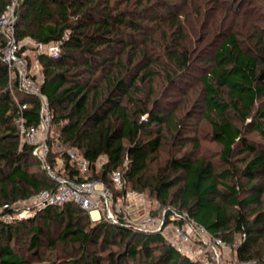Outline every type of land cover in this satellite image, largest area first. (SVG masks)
<instances>
[{"label": "trees", "instance_id": "16d2710c", "mask_svg": "<svg viewBox=\"0 0 264 264\" xmlns=\"http://www.w3.org/2000/svg\"><path fill=\"white\" fill-rule=\"evenodd\" d=\"M231 1L18 0L15 35L60 41L57 55L34 56L50 124L62 142L90 162L105 156L90 173H81L66 157L58 170L78 180L101 179L113 188L110 175L119 170L120 193L129 189L151 196L167 211L166 222L180 225L168 215L184 212L225 241L238 232L243 236L239 258L257 257L254 264H264V142L249 137L255 132L264 139V23L239 28L232 18L240 7ZM9 2L0 0V14ZM192 15L201 23L193 25ZM206 38L214 42L199 77L201 116L220 144V167L200 155L199 139L185 134V118L168 100L195 71L194 47ZM6 43L0 32V215L11 216L12 204L53 189L55 182L33 145L20 142L16 119L37 125L40 100L9 77L2 59ZM55 157H49L53 167ZM36 219L55 221L59 238L72 243L71 258L63 264H203L178 252L160 231L140 230L123 219L92 223L71 201L46 203L23 220L0 219V264H31L24 251L42 246L44 226ZM102 239L122 249L90 250Z\"/></svg>", "mask_w": 264, "mask_h": 264}, {"label": "rangeland", "instance_id": "374dc122", "mask_svg": "<svg viewBox=\"0 0 264 264\" xmlns=\"http://www.w3.org/2000/svg\"><path fill=\"white\" fill-rule=\"evenodd\" d=\"M233 2V0L230 2ZM225 5V4H224ZM233 6H235L237 9H240V14L237 16L234 15L232 18L235 22L240 24L239 28H242L245 30L249 24L258 23L262 25L264 23V0H234ZM229 12L232 14L234 13V10L231 11V8L229 9ZM212 15V14H209ZM205 17V14L202 16ZM253 21H250V20ZM250 22V23H249ZM192 23L193 25L200 24L201 21H199V18H195L192 15ZM198 33V28L194 29ZM194 34V33H193ZM195 36V35H194ZM214 42V41H213ZM213 42L210 38H206L203 42L196 43V47H194V56H195V71H192L189 77H187L184 81V83L175 89L174 91L170 92V95H168V100L171 102L170 106L174 107L176 109V112L179 116H182L185 118V123L188 125V128H186L185 133L187 136H194L199 139L200 142V155L204 156L205 158L211 160L215 167H220L221 163L219 162V155L218 151L220 149V144L218 142H214L213 138L211 137L210 132V125L208 122H206L203 117L201 116L202 112V106H201V98H202V92L199 86V77L203 72V69L205 66H207L206 61L210 58L211 49L213 48ZM31 46V45H30ZM31 47L27 50L28 55V61L29 65L31 67L30 70L36 73V75L40 72V67L37 64L34 53ZM39 80V78H38ZM48 131L42 130L41 134L39 135V139L43 137L46 134H48V138L51 134H53V127L50 124L48 126ZM249 137H252L258 142H264V139H262L257 133L253 132L249 135ZM21 140V139H20ZM168 145L165 146V148L162 151V154L165 155L167 153L166 150ZM37 157V156H36ZM38 158V157H37ZM56 164L54 165V168L58 170L60 168V156H56ZM105 161V156H100L97 160V162L102 163ZM30 170H36V165L29 166ZM100 164L95 165V169L99 168ZM90 173V172H89ZM111 180V176H110ZM261 182L264 184V178H262ZM106 185V184H105ZM109 190L112 193L113 199L115 197L122 195L120 192L121 190L117 189L115 186L110 187L107 186ZM124 192V191H123ZM128 193H133L134 191H131L129 189L126 190ZM137 198L128 197L126 199H123L122 202L114 203L111 206V211L115 216L118 217V215L122 216L123 212L127 214V219H125L126 223L135 227L136 225L142 226V221L146 216H151L154 218V224L146 227V229H151V227L158 226L159 223H162L163 226L166 223L167 225L164 227L165 232L167 236L173 235L172 231L174 230L173 225H176L175 222H166L164 219V214L167 212L164 208H162L159 203L152 198L151 196H147L143 193H138ZM262 203L264 205V192L262 195ZM13 207V214L11 216L8 215H0L1 220L9 221L12 219H26L31 216H34L35 213L38 212L40 209L37 207L34 203V201L31 198H28L26 200H19L18 202L12 204ZM117 207H119L118 211L116 210ZM89 214V213H88ZM117 214V215H116ZM90 219L92 220V223H97L99 221H106L108 219L107 217V209L106 207L103 209H100L99 212H95L92 214H89ZM182 223L180 224L183 230L191 236V239L188 241V247L190 249L192 248H198L199 250L196 252H200V249L206 252L207 255V264L209 263H216V264H254L257 260L256 258H251V260H244L239 258L238 254L236 253L237 246L241 243V240L243 238L242 234L238 232H234L231 237L232 239L230 241H225L222 239L223 244H218L217 246H214V240L212 235H209L208 233H205V239L206 243L203 240H197L194 237L195 232L192 231V225L189 223V220L181 219ZM187 222V223H186ZM36 224L43 227V232L41 234L42 238V246L40 249H38V252L35 250H26L25 255L28 256L29 261L31 264H56L53 263L54 261L60 260L57 264H63L67 262L71 256L67 253V251L71 248H73V245H71V242H65V239L59 238V225L55 221H49L48 224L43 223L41 220L36 219ZM153 227V228H154ZM136 228V227H135ZM25 231V229H24ZM215 237V236H214ZM65 240V241H64ZM51 241V243L49 242ZM261 242V241H260ZM261 248H264V240L260 243ZM104 249L103 253H105L107 250H114V251H120L122 249V246L119 244H107V242L98 244L97 246L91 245L90 250H95L98 252V249ZM101 250V249H100ZM157 252V251H156ZM214 254V258L211 257V255ZM49 261H52V263H48Z\"/></svg>", "mask_w": 264, "mask_h": 264}, {"label": "built area", "instance_id": "2783aa9c", "mask_svg": "<svg viewBox=\"0 0 264 264\" xmlns=\"http://www.w3.org/2000/svg\"><path fill=\"white\" fill-rule=\"evenodd\" d=\"M18 0H10L7 4L5 10L0 14V32L6 36V46L2 53V59L7 64L9 77L16 79L18 87L20 90L35 95L40 100V121L37 125H25L23 118L19 117L16 119V123L20 132V142H27L33 145V154L38 157L42 163L43 168L46 170L48 175L54 180L55 186L53 189H44L39 193L31 196L30 198L34 201L35 205L39 208L43 207L46 203L51 204H62L68 201L74 202L80 206L87 213L92 214L93 212H99L100 209L106 207L107 217L110 222H117L119 219H127V214L123 212L122 216L115 214L111 211V206L114 203L122 202L123 199L128 197H133L134 199L138 197L136 192L128 193L126 191L122 192L113 199L112 193L109 188L106 187L105 183L101 179L88 178L83 180H78L74 178L66 177L62 170L55 169L51 162L49 161L50 155L66 157L69 163L77 168L81 173H89L92 169L99 163L97 160L95 162H90L87 158L82 156L74 146H70L60 140L58 134L52 132L48 138V134L41 137L38 140L41 131L44 129L48 131V126L51 122V112L49 104L46 97L42 93L39 87V80L41 79V72L37 75L33 72L29 65L27 50L32 46L34 55L36 53H46L49 55H57L59 52L60 41L40 43L35 42L29 38L23 40H18L15 35V8L17 6ZM31 45V46H30ZM25 46V47H24ZM39 78V80H38ZM26 104H21L20 108L23 109ZM61 168V167H60ZM111 181L113 185L121 190L123 188V179L119 170H113L111 172ZM119 207H117V211ZM117 215V214H116ZM168 218H176L189 220L192 225V231L195 232V239L203 240L206 243L205 233L211 235L203 226L196 224L191 218L188 217L186 213H177L176 211L170 212ZM154 218L151 216H146L142 221V226L136 225L135 227L140 230H157L167 239V241L174 247L178 252L188 256L189 258L207 264L206 251L200 249V252H196L198 248L190 249L188 247V241L191 236L187 234L181 225L177 222L173 225L174 230L173 235L167 236L165 232L166 223H159L156 227H151V229H146V227L154 224ZM126 222V221H125ZM187 223V222H186ZM149 228V227H148ZM213 237L214 246L218 244H223L220 237ZM214 258V254L211 255Z\"/></svg>", "mask_w": 264, "mask_h": 264}, {"label": "bare ground", "instance_id": "6f19581e", "mask_svg": "<svg viewBox=\"0 0 264 264\" xmlns=\"http://www.w3.org/2000/svg\"><path fill=\"white\" fill-rule=\"evenodd\" d=\"M93 213H95V212H93Z\"/></svg>", "mask_w": 264, "mask_h": 264}]
</instances>
